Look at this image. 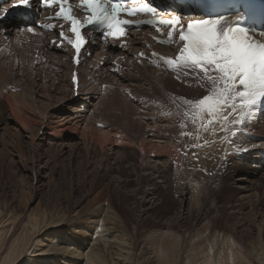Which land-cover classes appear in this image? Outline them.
<instances>
[{
  "label": "bare ground",
  "instance_id": "bare-ground-1",
  "mask_svg": "<svg viewBox=\"0 0 264 264\" xmlns=\"http://www.w3.org/2000/svg\"><path fill=\"white\" fill-rule=\"evenodd\" d=\"M6 24L0 28V56L10 54L7 59H0L3 81L0 85L8 89L10 84L8 75L2 74L3 68L7 66V72L12 74L14 65L24 59L22 55L31 54L30 77L22 84L11 86L12 102L16 107L33 104L32 100L27 102L28 95L44 101V95L55 91L52 86H46L50 77L55 75L58 79L57 73H64L68 82L64 81L56 97L58 94L65 97L64 87L70 92V98L67 95L68 99L60 102L69 104L64 107L68 117L79 120L86 118L84 113L89 114L84 129L92 132L101 148L106 143L111 146L117 143V135L125 138L103 157L95 150L97 167L103 168L107 177L117 170L125 171L117 185L131 182L132 188L116 193V198L145 218L127 222L119 217L117 224L109 208L90 215L71 210L60 217L42 211L41 215L23 218L10 214L2 206L0 264H264V246L246 247L234 233H226L231 228L226 227L230 220L218 217L220 207L213 198L222 187V174L232 166L233 173L225 184L231 185L236 195L234 202H227V215H237L247 206L253 213L262 206L260 199L253 200L252 196L254 192L264 191V157L259 156L264 152V121L252 125L253 133H244L241 123H236L241 120L239 109L225 105L219 115L199 112L195 108L198 101L211 95L214 87H222V82L212 85L198 70L185 69L182 65L169 67L165 61L155 59L146 47L150 43L146 33H131L121 45L117 41L93 40L80 58L78 90L73 91L72 54L50 44L56 33L35 36L23 30L20 34L15 30L16 23ZM25 40L28 44H24ZM87 52L91 55L88 59L84 56ZM161 52L170 54L167 49ZM66 59L64 68L61 64ZM33 62L35 66L31 65ZM99 62H103L102 67ZM173 76L181 79L182 85L174 82ZM40 79L41 86L35 83ZM98 80L104 83H100V90L99 84L96 85ZM108 82L113 87L103 86ZM18 89L20 94H15L14 90ZM98 93L102 95L100 100L91 104ZM75 95L80 97L73 99ZM117 110L124 114L116 113ZM128 115V123L122 124L120 116ZM229 125L233 128H223ZM117 126H123L131 134L116 132ZM33 136L38 137V131ZM33 136L31 146L37 151L44 138L35 143ZM132 145L131 149L127 148ZM246 145L247 155L257 154L255 161L243 155L237 156L238 162L233 161V155L241 154L238 150ZM63 149L61 155H72L74 146L68 143ZM114 154L116 159L111 158ZM168 155L173 156L176 168L173 161H168ZM255 173L259 177L255 178ZM98 179L92 180L93 188ZM160 188L177 199L176 203L173 201L177 205L174 217H168L170 212L165 210L164 192ZM156 219L160 221L155 222ZM163 219L166 221L162 222Z\"/></svg>",
  "mask_w": 264,
  "mask_h": 264
},
{
  "label": "rangeland",
  "instance_id": "rangeland-1",
  "mask_svg": "<svg viewBox=\"0 0 264 264\" xmlns=\"http://www.w3.org/2000/svg\"><path fill=\"white\" fill-rule=\"evenodd\" d=\"M25 43L28 44L27 40L24 41V44ZM9 54L10 53H7V56ZM7 56H0V59L4 57L7 59ZM22 56L24 57L21 61L22 63L18 61V63L14 65L15 69L12 74L7 72V66L3 68L2 74L4 76L8 75L9 77L10 84L8 89H6L7 86L6 88L2 86L3 81L0 80L2 83L0 85V207L3 206L6 210L8 209L7 211H9L10 214H17L23 218H26V216L30 214L38 216V214L41 215L43 212H46L49 216L54 215L55 217H60L67 215L71 210L90 215L91 212L93 213L99 209L104 212L107 208H109V212H111L114 217L116 216L114 221H117V224L118 221H120L119 217L127 222H139L141 218H145L142 216V213L138 212L136 209L132 211L129 210L125 203H121L120 200L116 198V193H121L123 190L128 191L132 188L131 182L117 185L118 182L116 181H119V178L120 180L123 179L125 171L117 170L114 174L107 177L104 169L97 167V158L94 155L95 150L99 156L102 155L103 157L107 154L106 152L111 153L113 151V148H115L114 145L119 147L121 139L125 138L116 134L118 137L117 143L112 144V146L106 143L107 145L101 148L97 140L93 139V136H91L92 132L84 129L86 118L89 114L84 113L86 118L79 120L68 117V113L64 108L68 103L61 104L60 102L63 100L66 101L68 96L70 98V92L64 87L65 97L60 94L57 95L59 97H56V93L61 90L60 88H63L62 86L65 84L64 81L68 79V77H65L64 73H57L58 79L55 75L52 76L53 78L50 77V82H48L46 86H52L55 91L49 88L50 91L48 94L50 96L48 94L44 95V101L39 97L34 98L32 96V98H29L30 95H28L27 102L30 103L34 101L33 104L16 107L12 102L10 96L12 93L11 86L13 84H22L24 80H28V76L30 77L28 73L30 64H28V62L31 59V54H23ZM66 64L67 59L66 62L63 60L61 66H66ZM31 65L35 66V62ZM99 66L102 67L103 62H99ZM61 75L62 77H60ZM32 80H34V76H32ZM35 83L39 86L43 84L42 79L37 80ZM100 83L104 84L101 80H98L96 85H100ZM110 83L112 84V82ZM36 84H34V87H36ZM99 85L98 89H101L102 86ZM103 86L107 88L113 87L109 85V82L107 85ZM19 90L20 89L14 90L15 94H20L18 93L20 92ZM99 93L96 95L97 99H95L94 96L91 104L100 100L102 95ZM79 97L80 95L77 97L73 96V99H78ZM46 99H48L49 102H47L48 100L46 101ZM56 104L59 106L54 108V111L51 112L53 109L52 107ZM47 106L48 109L46 110ZM86 109H91V107H87ZM53 112L56 113L54 116L52 114ZM132 112H134L133 109ZM116 113L122 114L123 112L117 110ZM116 117H118V115H116ZM120 117L122 124H126L130 116ZM101 122L104 124V121ZM101 127L103 128V125H101ZM105 128L106 127L103 129ZM116 128H118L116 132H131L130 130L127 131V129H123V126L121 128L117 126ZM223 128L232 129L233 126L229 125ZM36 131H38V137L35 136L34 138L33 135L36 134ZM31 135L35 143H39L40 141L38 140L42 137L44 138V142H42V144L40 143L37 151L31 146ZM149 142L150 141L147 143ZM68 143L74 146L72 155H61L60 152L65 150L63 149V145ZM130 147H133V145L127 148ZM135 152L138 153L137 148H135ZM154 154L156 155L158 153ZM154 154L149 155L152 156ZM36 155H39L41 158H35ZM163 155L166 156V154H161V156ZM256 155L257 154H250L246 156H249L250 159H252L251 161H255L254 157H258ZM260 155L264 156V153L262 152ZM147 156L145 155V157ZM116 157L117 155L114 154L111 158L116 159ZM152 158L154 159V157ZM233 158V161H239L236 159L237 156L233 155ZM36 159H38V162H35ZM172 159H174L173 156L168 155V161H173L172 166L176 168V161ZM232 168V166H229V170H232ZM229 170L226 169L227 172L225 171L226 174L228 173L227 175L225 173L222 174L221 177H223V179L220 180L221 182L223 181L220 185L222 187H220L221 189L219 192L214 193L213 196L214 200L218 203L217 206L220 207L218 217L222 216L226 219L228 217L227 220H230V222L227 223L226 227L231 226V228L227 230L226 233L229 235L234 233L238 239L242 240L246 247L250 248L256 245V247L259 248L260 246H264V191L253 193V200L260 199L262 205L258 207L256 212L252 213L251 207L247 206L237 215H227L229 208L227 202H234L236 195L231 185L225 184L230 180V173H233V170ZM256 174L257 173L254 174V177H259L258 174L257 176ZM94 177L98 179V182L93 188L91 185L96 181ZM92 180H94V182ZM159 191L161 193L164 192V203L167 206L165 210L166 212H170L168 217H174V213L177 209V205H175L177 199H175L174 196L171 198V196L161 188ZM158 221H160V219L155 220V222ZM165 221L164 219L162 220V222ZM224 223H226V221ZM82 240H84V238H82L81 241Z\"/></svg>",
  "mask_w": 264,
  "mask_h": 264
},
{
  "label": "snow or ice",
  "instance_id": "snow-or-ice-1",
  "mask_svg": "<svg viewBox=\"0 0 264 264\" xmlns=\"http://www.w3.org/2000/svg\"><path fill=\"white\" fill-rule=\"evenodd\" d=\"M80 7L85 8L90 15L82 22L72 14L69 0H0V23L11 20L21 25L17 29H26L32 33L34 28L53 30L55 24H32V14L44 10L58 8L50 20H61L70 27L68 36L65 31L59 32L60 39L80 54L88 41L82 35L86 25L99 23L103 27L102 39L117 40L125 35V26L133 21L121 19V13L128 16L145 14L150 19L136 21L156 27L168 28L167 41H176L182 46L175 60L167 59L169 67L182 65L185 69L200 70L212 85L222 82V87H214L211 95L199 100L195 108L201 113L219 115L223 106L229 105L233 110L239 108L243 115L264 97V43L255 39L251 29L242 26L243 15L234 18L220 15L203 19L190 20L186 27L180 16L170 19H157V8L149 3H141L139 7H126L122 2L111 0H79ZM135 2V0H133ZM187 2V0H186ZM197 0H192L196 3ZM8 5L5 7L4 5ZM264 7V5H261ZM264 35V33H261ZM59 47L60 45H55ZM74 63L76 57L73 58ZM73 83H77V76L73 74ZM239 101V103H237ZM241 120L236 123H241Z\"/></svg>",
  "mask_w": 264,
  "mask_h": 264
}]
</instances>
